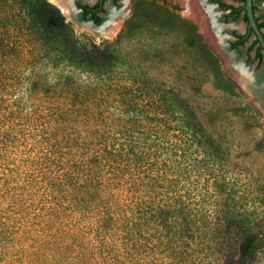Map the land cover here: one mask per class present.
Here are the masks:
<instances>
[{
	"label": "trees",
	"instance_id": "16d2710c",
	"mask_svg": "<svg viewBox=\"0 0 264 264\" xmlns=\"http://www.w3.org/2000/svg\"><path fill=\"white\" fill-rule=\"evenodd\" d=\"M121 56L48 0H0V264L258 263L225 149Z\"/></svg>",
	"mask_w": 264,
	"mask_h": 264
},
{
	"label": "rangeland",
	"instance_id": "374dc122",
	"mask_svg": "<svg viewBox=\"0 0 264 264\" xmlns=\"http://www.w3.org/2000/svg\"><path fill=\"white\" fill-rule=\"evenodd\" d=\"M104 6L98 26L107 18L120 20L108 38L95 40L78 26L82 20L63 18L81 44L110 45L123 55L121 69H139L187 101L212 140L226 151L222 170L238 184L240 214L259 215L257 230L264 234V64L257 70L241 69L240 51H227L218 32H208V23L215 24L206 18V7L189 0H116ZM258 10L264 12V5ZM238 77L249 82L251 91ZM221 207L218 202L217 209ZM258 258L256 264H264V254Z\"/></svg>",
	"mask_w": 264,
	"mask_h": 264
},
{
	"label": "flooded vegetation",
	"instance_id": "af4514ba",
	"mask_svg": "<svg viewBox=\"0 0 264 264\" xmlns=\"http://www.w3.org/2000/svg\"><path fill=\"white\" fill-rule=\"evenodd\" d=\"M195 6L206 7L208 15L206 18H213L215 27L208 23V32L213 35L218 32L227 44V51H240L241 69L257 70L264 64V50L260 46L256 35L249 27L245 0H189ZM116 4V0H75L74 6L79 10L78 18L90 20L100 19L104 16L105 3ZM258 5H264V0H250V11L255 28L257 29L264 43V12L258 10ZM230 24L231 26H226ZM252 65V67H247ZM262 88L264 84L261 85Z\"/></svg>",
	"mask_w": 264,
	"mask_h": 264
},
{
	"label": "water",
	"instance_id": "95a60500",
	"mask_svg": "<svg viewBox=\"0 0 264 264\" xmlns=\"http://www.w3.org/2000/svg\"><path fill=\"white\" fill-rule=\"evenodd\" d=\"M68 6L70 7V9L73 12V16H72L71 19L74 20V21H78L79 22V19L80 18L77 17L78 14H79V10H77L75 8V6L73 4V0H69ZM55 7H56V9H58V11L60 12V14L63 17H65L64 14H62V12L59 9V7H57V6H55ZM245 11H246V16H247V20H248L249 27L253 30L254 34L257 37L258 42L260 43V46L264 50V43H263V41H262V39H261V37H260L257 29L255 28L254 23H253V20H252L251 11H250V0H245ZM107 20H108L107 23L105 22L101 26H98V24H94L90 20H86L87 23H84L85 20H82V23H80L78 26H84L85 29L88 28L89 29V32L91 33L92 37L95 40H98L99 38H108L112 34L111 35H105L106 29L108 28L109 25L113 24L114 21H112L111 18H107ZM245 83L246 84H244V86L247 85V84H249L248 81H246Z\"/></svg>",
	"mask_w": 264,
	"mask_h": 264
},
{
	"label": "bare ground",
	"instance_id": "6f19581e",
	"mask_svg": "<svg viewBox=\"0 0 264 264\" xmlns=\"http://www.w3.org/2000/svg\"><path fill=\"white\" fill-rule=\"evenodd\" d=\"M53 2L56 4L55 6L59 7V9L61 10L62 14H64L65 17H69L72 18L73 16V12L70 9V7L68 6L69 0H53ZM120 20L114 22L113 24L109 25L108 28L106 29L105 35H111L115 32V30L117 29V27L119 26ZM87 30H89L88 28H86ZM242 74V73H241ZM244 77V75H243ZM243 77L239 78V82H241V84L245 83L246 81L243 79ZM247 87H249V91H251V85L247 84Z\"/></svg>",
	"mask_w": 264,
	"mask_h": 264
}]
</instances>
